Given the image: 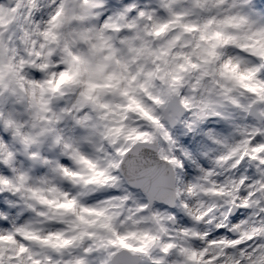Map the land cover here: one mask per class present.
<instances>
[{"label":"clouds","instance_id":"clouds-1","mask_svg":"<svg viewBox=\"0 0 264 264\" xmlns=\"http://www.w3.org/2000/svg\"><path fill=\"white\" fill-rule=\"evenodd\" d=\"M0 128V264H264V0H0Z\"/></svg>","mask_w":264,"mask_h":264},{"label":"snow or ice","instance_id":"snow-or-ice-1","mask_svg":"<svg viewBox=\"0 0 264 264\" xmlns=\"http://www.w3.org/2000/svg\"><path fill=\"white\" fill-rule=\"evenodd\" d=\"M166 140L169 139L168 135L165 134V137H164ZM3 147V142H0V148ZM234 151V149H233ZM11 155V154H10ZM189 153H185V156H188ZM223 158V157H222ZM162 159H165L168 161V163L172 164V165H178L179 164V161H177L176 159H173V158H169L167 156H164L162 154ZM8 161H4V163H7ZM112 167H116L118 166L117 164L113 163L111 165ZM11 182L6 179L5 177L3 176H0V185H8L10 184ZM134 187L136 188H143L144 189V192L145 194L148 196V199L149 201H151L152 199L155 198V193L153 190H150L149 188L145 187L143 184H136L134 185ZM119 201L123 202V201H126L129 199L128 196H122V197H118L117 198ZM148 207V204H145V203H141V204H138L137 208H136V211H142L144 209H146ZM108 219H111V217H109ZM109 228L111 229V231L113 232V234L116 236L115 239H109L107 240L106 242V245L105 246H108V245H119V246H122V247H129V245L125 244L124 243V240H125V236H121L119 234H116L115 233V229L114 228H111V225H109ZM70 243V241L68 242ZM174 247V245L172 244H164L163 247L161 248V251L163 252H167L169 248H172ZM22 251L24 250L23 248L21 249ZM92 249L90 248H85L84 251L85 252H89L91 251ZM140 251H143V249H139ZM182 252H185L186 250L185 249H181ZM202 254V253H201ZM194 255V254H193ZM112 256V253H109V258ZM69 264H86V261L84 259H77L75 261H70ZM105 264H110V259L109 260H106L105 261ZM153 264H163V261L162 260H156V261H153Z\"/></svg>","mask_w":264,"mask_h":264},{"label":"bare ground","instance_id":"bare-ground-1","mask_svg":"<svg viewBox=\"0 0 264 264\" xmlns=\"http://www.w3.org/2000/svg\"><path fill=\"white\" fill-rule=\"evenodd\" d=\"M0 174H2L1 172H0ZM191 177V176H190Z\"/></svg>","mask_w":264,"mask_h":264}]
</instances>
